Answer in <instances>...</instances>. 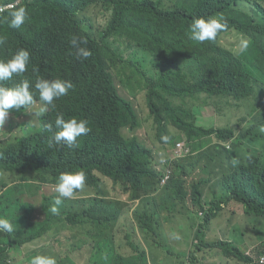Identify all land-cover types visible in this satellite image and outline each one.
<instances>
[{
	"label": "trees",
	"instance_id": "16d2710c",
	"mask_svg": "<svg viewBox=\"0 0 264 264\" xmlns=\"http://www.w3.org/2000/svg\"><path fill=\"white\" fill-rule=\"evenodd\" d=\"M258 2L21 0L0 12V39L4 41L0 60L11 59L19 49L30 54L26 72L0 81V85L15 87L27 79L33 85L30 91L35 101L30 107L10 110L0 128V189L13 181L27 194L13 201L16 210L9 221L15 231L0 233V264H8V246L20 247L38 238L55 243L58 251L51 250V255L62 261L57 264H73L67 260L69 252L83 246L92 250L103 241L109 245L108 258L105 255L94 264H154L155 247L165 250L158 261L163 257L170 264H196L197 249L189 257L187 253L174 256L179 241L168 244L160 240L170 237V230L181 237L193 235L179 221L174 226L171 222L185 214L180 204L189 192L185 174L193 171L197 160L204 161L212 175L191 185L195 201L200 202L195 194L223 195L211 200L207 208L200 204L203 217L198 234L206 232L209 221L231 201L241 203L248 216L264 219V154L259 151L264 149L258 148L260 143L264 146V137L258 139L264 135V42L256 44L252 39L241 53L225 50L217 42L201 45L189 39V24L195 18H214L217 13H224L241 31L257 32L260 26L253 22L264 19V6L258 5L253 15L241 13ZM7 3L0 0V5ZM19 7L26 8L28 17L20 28H11L5 17ZM74 36L87 40L81 46L91 51L89 58H77L71 44ZM207 49L219 52L218 60L205 59ZM38 78L73 84L68 95L46 106L42 116L34 114L45 107L34 87ZM203 96L201 103L218 97L244 107L245 112L252 111V122H241L244 113L236 128L197 124L190 119L194 105L189 101L200 103ZM141 106L148 108V118L157 126V138L164 147L160 152L148 144ZM57 114H66L65 120H87L91 134L79 137L74 148L63 144L49 147L50 137L58 130ZM205 134L221 140V162H231L225 168L231 167L230 171L219 180V189H210L212 192L205 188L215 183V171L204 152L194 155V144ZM164 136L169 137L167 142L161 139ZM94 169L100 174L91 176ZM65 171H83L89 187L84 196L76 193L74 210L59 222L50 208L57 195V177ZM164 174L169 178L161 186ZM112 190L123 197L114 196ZM24 196L35 200H24ZM134 201L138 203L127 215ZM13 215L18 218L17 228ZM256 227L255 233H260L262 229ZM218 245L226 253L251 261L228 242ZM257 254H264V241Z\"/></svg>",
	"mask_w": 264,
	"mask_h": 264
},
{
	"label": "clouds",
	"instance_id": "9594fccd",
	"mask_svg": "<svg viewBox=\"0 0 264 264\" xmlns=\"http://www.w3.org/2000/svg\"><path fill=\"white\" fill-rule=\"evenodd\" d=\"M20 2L21 0L19 1L15 0L13 3L8 2L7 4H2L0 5V12L3 13L8 9L14 8ZM258 5L260 7L264 6V0H259V2L256 5L245 11L241 10L240 8V10L243 11L241 14L247 15V13H249L253 15ZM27 17H28V13L26 11V8L19 7L16 10L12 11L8 17H5V22L8 23L9 27L11 28H20L25 23ZM190 23H191V18H190ZM253 23H256L260 26V29L257 32L241 31V29L232 25V23L224 13H217V16H214V18L198 17L195 18L191 24H189V33H190L189 39L194 41V43L201 45H210L214 42H217L220 47H223L225 46L221 41L223 36L227 35L231 31L243 32L245 35L249 36V40L248 42L246 40H242L240 42L239 49H236L239 50L241 53H243L252 44V39L256 40V44H259L260 42H264V19L262 18L261 20H258ZM3 42H4L3 39H0V44H2ZM71 44L73 48L76 50L75 54L77 58L87 59L91 56L92 54L91 51L87 47L81 46L87 44V40L85 38L83 37L78 38L74 36L71 40ZM112 46L117 47L114 45ZM225 47H226L225 50H229V51L231 50V48L227 46ZM204 54H205L204 55L205 59L206 58L207 60L212 59L214 60V62L219 58L218 56L219 52H210L208 49L204 51ZM29 61H30V54L25 49H19L12 56V58L7 61L0 60V81L10 80L14 75H21L25 73ZM32 86L33 85L27 79L22 80L15 87H5L0 85V128H2L6 119L8 118L10 110L12 109L19 110L21 108L30 107L34 104L35 102L34 97L32 92L30 91V88ZM34 87L39 93L40 101H42L45 105V107H41L39 111L34 114L38 116H42L47 111L46 106L53 105V102L55 100L59 99L60 97L68 95L69 90L73 88V84L70 80H62V79L48 80L44 78H38L35 81ZM65 115L66 114H64V116ZM64 116L62 114H57L56 116L55 126L58 130L55 133H53V135L50 137L49 147L63 144L69 148H74L78 146L77 141L79 137L87 134L88 135L91 134V132H89L90 128L88 126L87 120L77 119L75 117L65 120L66 117ZM261 131H264V127H261ZM203 138L204 136L201 135L200 138L197 140V144H194L195 150L200 145V141L202 142ZM161 139L164 142H167L169 137L164 136ZM198 153L200 152L195 151L194 155ZM148 164L149 166L151 165V167L154 168L157 172L161 171V169L156 167L154 164L152 163H148ZM94 173L100 174L97 169H94L92 171L91 176L94 175ZM4 178L5 176L4 177L1 176V179ZM168 178H169V174H164L162 179H160L159 181L161 186L165 184ZM87 179L88 177L86 178L85 173L83 171H65V172H61L60 175L57 177V182L55 184V189H54L57 195L54 198L50 211L52 212V214L59 217L58 218L59 222L60 220L64 219L70 211L74 210V206L76 205V199L78 197L76 193L84 196L85 194L84 191L89 187V182ZM187 196L189 197L187 198ZM222 196H218L214 198H212L213 196H211L208 199L206 197L205 198L200 197V202L198 203L194 199V193L190 190L187 194L183 196L181 202H186L191 206L193 210H194L193 203H195V207L199 209L198 215L200 214L203 217V211H201L199 208L201 206L200 204L201 203L204 204V206L207 208L211 200ZM177 199H178V195L176 196L175 200ZM8 207L11 209L10 212H12L13 214L15 210L11 208L10 204L8 205ZM224 208L230 209L235 213H240L243 216H248L244 211V207L239 202L231 201L228 204V206L223 207L221 210H223ZM221 210L216 216H219ZM216 216H214L213 218H215ZM249 217L250 220H253L258 227L261 228L262 225H264L263 218H259L257 216L255 218L252 216ZM201 219L198 222H201ZM211 220L209 221L206 232L199 234H198V230L197 233L195 232V236L197 235V240H195L194 242L196 244V248L189 249L187 253V257H189L188 254H190L191 251H195L197 249L195 255L198 256V261H196V264H207L206 259L210 254L211 250L215 247H218L224 253V259H225L224 264L226 262L230 264L229 262L231 261H234L237 264H264V254L255 255L252 250L253 245L256 243L254 244L250 243V245L244 249L245 247L244 244L241 245L240 242H235L231 237H230L231 239L229 240L221 238L216 241H212V242L209 241ZM247 221L249 220H246V223ZM255 221L260 224L256 223ZM14 231L15 229L13 223L10 222L9 219L0 218V233H5L10 235ZM220 241L228 242L232 246H236L237 249L239 248V250L243 252V255L250 258L251 261L246 262L241 260L239 257H237L234 254L226 253L218 245V242ZM10 248L12 249L13 252L14 247L12 248L10 246ZM82 249L83 248H81V250ZM199 252H201L200 255H198ZM10 256L13 257V254ZM106 258H108L107 255ZM7 263L15 264V261L7 260ZM31 264H57V260L53 256L39 254L32 259ZM213 264H219V263H213Z\"/></svg>",
	"mask_w": 264,
	"mask_h": 264
},
{
	"label": "rangeland",
	"instance_id": "374dc122",
	"mask_svg": "<svg viewBox=\"0 0 264 264\" xmlns=\"http://www.w3.org/2000/svg\"><path fill=\"white\" fill-rule=\"evenodd\" d=\"M9 3H13L15 0H7ZM168 3L169 0H166ZM99 9V6H98ZM242 40H246L248 42L249 36L245 35L243 32H229L227 35L223 36L221 41L222 43L233 49H239L240 42ZM184 53V52H183ZM181 53L180 55H182ZM204 96L199 100L200 103H195L197 99L190 100V105H194L193 112L194 117H190V119H195L197 124H200L205 127H223L226 125H230L233 128L239 127L236 125V123L239 121L241 116L245 113V118L241 119V122L243 124H247L252 122L253 120V112L248 111L245 112L244 107L239 108L238 106H235L236 103L234 102H227L222 101L218 97L209 98L207 103H201L203 101ZM139 113L141 118L144 120V124L142 129L146 131L147 135V141L148 144L153 147L157 152H160L164 149L163 144L158 140L157 138V126L151 118H148L149 110L148 108H145L141 106L139 108ZM146 117V119H145ZM34 125V123L32 122ZM131 134L130 130H127L125 133L126 136H129ZM204 138L202 142L200 141V145L196 148V152H204L207 155L209 165L212 167L214 173V184H209L205 189L212 192L210 189H219V180L223 176L226 175L231 167L229 169L225 170L227 166L231 164L229 159L221 160L224 158L223 153L220 154V151L223 149L221 147V140L216 139L215 137L211 135H203ZM264 135H260L258 139L262 141V138ZM227 145H230V143H227ZM259 149H264V146L262 143L258 145ZM258 149V150H259ZM263 152L264 150H259ZM237 154V152L235 153ZM210 157H214V160H211ZM264 159V157H263ZM216 163V165H215ZM158 167V166H157ZM173 169V168H172ZM33 171V169L31 168ZM210 169L208 166L205 165L204 161L197 160L196 165L193 168V171L191 173L185 174L187 183H186V189L191 190V185L195 183L200 178H207L211 176ZM4 177V175H2ZM9 178V177H7ZM157 178V177H156ZM150 179V180H155ZM149 180V179H148ZM114 188L118 189V184H113ZM26 191L25 188H22L20 186H17L16 182L11 181L9 186L5 187L3 190L0 189V217L1 218H12V212L11 209L8 207L10 204L11 208L16 210V206L13 203V201L17 197H21L22 195H27L24 193ZM112 193L116 197H123V195L118 190H112ZM196 198H210L209 195H198L195 194ZM189 196H187L188 198ZM32 200L34 201L35 198H29L27 196H24V200ZM175 201V200H174ZM12 202V204H11ZM138 202L134 201L130 203L132 207L127 212V215H131L132 209L136 206ZM181 207L184 215H180L178 218L172 219V226L175 225L174 222L181 223L184 227V230L189 231L192 233V236H187V233H184L183 236L178 232H173L172 230L169 231V236L164 239H161L160 242L168 244L176 243L177 249L179 251H175L174 256H181L186 253H188L189 249H195L196 244L194 243L195 239V232L197 233L199 223L198 222L202 215H198L199 209L195 207V203H193L194 210L191 208L189 204L186 202H181ZM6 207L7 210L4 208ZM256 217V216H252ZM14 224L17 228L18 218L13 215ZM246 220H249V223L246 224ZM162 225H164V221L161 220ZM258 228L256 227V224L253 220H250L249 216H243L240 213H235L230 209L224 208L221 210L219 216H216L213 218L210 222V231H209V241H216L218 239H233L235 242H240L241 245H243L244 242H248L251 244H254L252 247V250L255 255H257V249L261 246V243L264 239V225L260 228L261 232H256ZM243 235V237H242ZM46 236V235H44ZM197 236V235H196ZM231 237V238H230ZM5 243V242H3ZM90 246V244L88 245ZM169 246V245H168ZM244 247V246H243ZM82 250L75 249L74 252H69L68 254V261H72L73 264H94L95 261L98 259L103 258L105 255H109V245L105 244V241L98 246L97 248H94L92 250L87 249V246H83ZM247 247H244V249ZM7 253L8 256L13 254V257L10 256L8 261H15V264H31L32 259L39 254H45V255H51V250H54L55 252L58 251L57 246L50 238H38L32 242H28L26 244L21 245L20 247H14L13 252L11 251L10 246L7 247ZM164 250V248H158L155 247L153 250V258L156 260L154 264L160 263V264H170L169 261L165 260L163 257L160 258V260H157V257L160 256L161 251ZM165 251V250H164ZM210 251V250H209ZM202 252V251H201ZM201 252L198 253V255L201 254ZM209 254V253H208ZM203 259V258H202ZM62 261H57V263H60ZM207 264H213V263H219L224 264V253L218 248L215 247L211 250L210 254L208 255L206 259ZM230 264H237L234 261L229 262ZM225 264H228L226 262Z\"/></svg>",
	"mask_w": 264,
	"mask_h": 264
},
{
	"label": "built area",
	"instance_id": "2783aa9c",
	"mask_svg": "<svg viewBox=\"0 0 264 264\" xmlns=\"http://www.w3.org/2000/svg\"><path fill=\"white\" fill-rule=\"evenodd\" d=\"M19 1V0H18Z\"/></svg>",
	"mask_w": 264,
	"mask_h": 264
}]
</instances>
